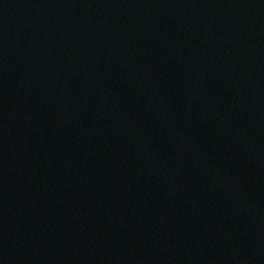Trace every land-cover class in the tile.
Returning a JSON list of instances; mask_svg holds the SVG:
<instances>
[{
	"label": "water",
	"instance_id": "obj_1",
	"mask_svg": "<svg viewBox=\"0 0 264 264\" xmlns=\"http://www.w3.org/2000/svg\"><path fill=\"white\" fill-rule=\"evenodd\" d=\"M0 264H264V0H0Z\"/></svg>",
	"mask_w": 264,
	"mask_h": 264
}]
</instances>
